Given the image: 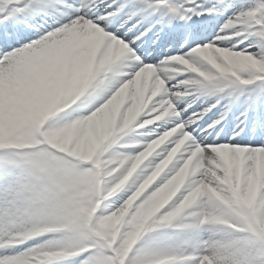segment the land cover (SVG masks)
I'll return each instance as SVG.
<instances>
[{
    "label": "snow or ice",
    "instance_id": "obj_1",
    "mask_svg": "<svg viewBox=\"0 0 264 264\" xmlns=\"http://www.w3.org/2000/svg\"><path fill=\"white\" fill-rule=\"evenodd\" d=\"M0 264H264V0H0Z\"/></svg>",
    "mask_w": 264,
    "mask_h": 264
},
{
    "label": "bare ground",
    "instance_id": "obj_2",
    "mask_svg": "<svg viewBox=\"0 0 264 264\" xmlns=\"http://www.w3.org/2000/svg\"><path fill=\"white\" fill-rule=\"evenodd\" d=\"M110 114H105L104 117L100 118L101 122H100V126L98 125V127L100 129H104L107 127L108 123L110 122V117H109Z\"/></svg>",
    "mask_w": 264,
    "mask_h": 264
},
{
    "label": "rangeland",
    "instance_id": "obj_3",
    "mask_svg": "<svg viewBox=\"0 0 264 264\" xmlns=\"http://www.w3.org/2000/svg\"><path fill=\"white\" fill-rule=\"evenodd\" d=\"M110 119H112V114L109 115ZM101 120L98 121V125L100 126Z\"/></svg>",
    "mask_w": 264,
    "mask_h": 264
}]
</instances>
